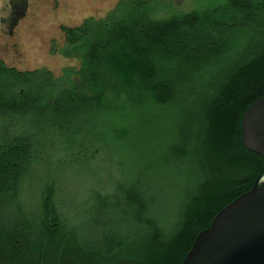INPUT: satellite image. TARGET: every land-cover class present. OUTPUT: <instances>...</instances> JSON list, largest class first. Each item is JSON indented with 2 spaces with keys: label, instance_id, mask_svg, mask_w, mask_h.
I'll return each instance as SVG.
<instances>
[{
  "label": "trees",
  "instance_id": "trees-1",
  "mask_svg": "<svg viewBox=\"0 0 264 264\" xmlns=\"http://www.w3.org/2000/svg\"><path fill=\"white\" fill-rule=\"evenodd\" d=\"M190 3L62 26L79 66L59 77L0 61V264H182L259 183L241 123L264 97V0Z\"/></svg>",
  "mask_w": 264,
  "mask_h": 264
},
{
  "label": "water",
  "instance_id": "water-1",
  "mask_svg": "<svg viewBox=\"0 0 264 264\" xmlns=\"http://www.w3.org/2000/svg\"><path fill=\"white\" fill-rule=\"evenodd\" d=\"M241 128L243 145L264 158V97L244 113ZM182 264H264V176L198 234Z\"/></svg>",
  "mask_w": 264,
  "mask_h": 264
},
{
  "label": "rangeland",
  "instance_id": "rangeland-1",
  "mask_svg": "<svg viewBox=\"0 0 264 264\" xmlns=\"http://www.w3.org/2000/svg\"><path fill=\"white\" fill-rule=\"evenodd\" d=\"M118 1L21 0L25 12L12 31L0 32V61L20 71L45 68L55 77L61 76L64 68L79 66L78 61L57 52L65 41L61 27H77L89 17L102 18ZM190 1L174 0L176 5L185 7ZM69 184L77 194L81 188L78 181L72 178Z\"/></svg>",
  "mask_w": 264,
  "mask_h": 264
},
{
  "label": "flooded vegetation",
  "instance_id": "flooded-vegetation-1",
  "mask_svg": "<svg viewBox=\"0 0 264 264\" xmlns=\"http://www.w3.org/2000/svg\"><path fill=\"white\" fill-rule=\"evenodd\" d=\"M9 4L12 9L11 12L5 15L0 14V32L4 34L12 31V28L20 19L23 12H25L21 0H9ZM0 12L3 11L1 10Z\"/></svg>",
  "mask_w": 264,
  "mask_h": 264
},
{
  "label": "bare ground",
  "instance_id": "bare-ground-1",
  "mask_svg": "<svg viewBox=\"0 0 264 264\" xmlns=\"http://www.w3.org/2000/svg\"><path fill=\"white\" fill-rule=\"evenodd\" d=\"M0 8H1L0 10L4 12V14L10 13L12 10L10 4L6 2L0 3Z\"/></svg>",
  "mask_w": 264,
  "mask_h": 264
}]
</instances>
